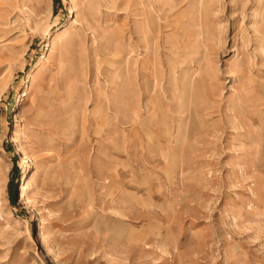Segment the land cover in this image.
<instances>
[{"label":"rangeland","instance_id":"374dc122","mask_svg":"<svg viewBox=\"0 0 264 264\" xmlns=\"http://www.w3.org/2000/svg\"><path fill=\"white\" fill-rule=\"evenodd\" d=\"M0 264H264V0H0Z\"/></svg>","mask_w":264,"mask_h":264},{"label":"bare ground","instance_id":"6f19581e","mask_svg":"<svg viewBox=\"0 0 264 264\" xmlns=\"http://www.w3.org/2000/svg\"><path fill=\"white\" fill-rule=\"evenodd\" d=\"M25 186H26V185H25ZM26 187H27V186H26ZM26 187H25V188L23 187V188L26 189ZM26 191H27V190H26Z\"/></svg>","mask_w":264,"mask_h":264}]
</instances>
